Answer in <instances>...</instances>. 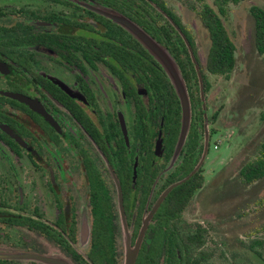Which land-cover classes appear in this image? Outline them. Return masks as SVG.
<instances>
[{"label": "flooded vegetation", "instance_id": "1", "mask_svg": "<svg viewBox=\"0 0 264 264\" xmlns=\"http://www.w3.org/2000/svg\"><path fill=\"white\" fill-rule=\"evenodd\" d=\"M162 1L172 15L152 0H0V264H215L213 226L187 216L214 160L208 54ZM87 4L174 57L192 111L181 145L163 68Z\"/></svg>", "mask_w": 264, "mask_h": 264}, {"label": "rangeland", "instance_id": "2", "mask_svg": "<svg viewBox=\"0 0 264 264\" xmlns=\"http://www.w3.org/2000/svg\"><path fill=\"white\" fill-rule=\"evenodd\" d=\"M164 1L193 34L196 50L205 61L211 43L199 12L204 4L216 9L214 0ZM255 5L264 7V0L228 6L224 23L236 46L234 72L229 78L207 72L213 85V111L218 109L214 160L204 170V189L187 216L192 222L213 226L215 264L224 259L227 264H263L249 246L262 242L258 250L264 255V178L251 184L240 178L242 168L257 159L264 141V56L255 47V21L250 13ZM222 191L225 197L217 194Z\"/></svg>", "mask_w": 264, "mask_h": 264}, {"label": "trees", "instance_id": "3", "mask_svg": "<svg viewBox=\"0 0 264 264\" xmlns=\"http://www.w3.org/2000/svg\"><path fill=\"white\" fill-rule=\"evenodd\" d=\"M152 1L155 2L156 6L172 15L162 0ZM242 1L214 0L216 9L208 4H204L202 10L199 12L202 24L208 32L211 43L206 66L208 72L213 75L229 78L236 68V46L225 26L224 19L228 17L229 4L233 3L237 5ZM250 13L255 21V47L258 54L264 56V7L252 6ZM151 59L153 60V58ZM241 178L246 184H251L264 178V141L259 149L257 159L249 162L242 168ZM202 182V180L197 182L194 180L193 183H189L187 188L191 191L181 195L182 208L192 197L194 191L202 185ZM200 239V237L197 238V245L201 243ZM261 246H263V243H258V247Z\"/></svg>", "mask_w": 264, "mask_h": 264}, {"label": "water", "instance_id": "4", "mask_svg": "<svg viewBox=\"0 0 264 264\" xmlns=\"http://www.w3.org/2000/svg\"><path fill=\"white\" fill-rule=\"evenodd\" d=\"M86 7L94 12L104 16L105 18L113 21L121 28L125 29L134 39L140 43L145 50L154 58V60L163 68L170 83L175 88L178 98L182 107V133L180 138L181 145L185 140L192 119L191 102L188 90L183 79L180 68L171 55L167 47L160 44L156 39L150 36L144 29L137 23L126 17L121 12L101 4H87ZM32 105V104H31ZM126 264H133L127 262Z\"/></svg>", "mask_w": 264, "mask_h": 264}]
</instances>
